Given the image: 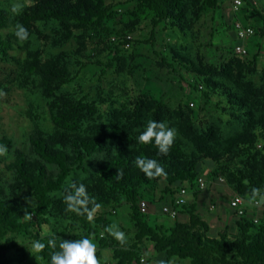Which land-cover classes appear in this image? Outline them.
I'll use <instances>...</instances> for the list:
<instances>
[{"label":"trees","instance_id":"1","mask_svg":"<svg viewBox=\"0 0 264 264\" xmlns=\"http://www.w3.org/2000/svg\"><path fill=\"white\" fill-rule=\"evenodd\" d=\"M226 1L127 0L123 6L135 7V23L119 22L117 28L115 22L109 26L104 24L116 13L115 6H106L105 0H30L16 15V23L23 24L28 30L29 37L25 42L38 36L52 50L68 44L74 28L84 33L95 31L96 36H88L94 42L98 37H112L108 45H102L108 61L100 71L104 75L118 59L122 45L131 43L128 34L134 31L137 18L149 20L153 27L163 24L186 36L191 32L192 19L199 20L207 6L221 11V23L227 28ZM195 7L198 9L194 13ZM258 13L264 23V5ZM8 15L0 2V28L7 25ZM50 22L60 26L56 37H47L38 28L39 24ZM222 32L213 38L222 37ZM20 42L15 34L7 37L0 34V61H10V51ZM44 53L31 52L36 57ZM190 55L175 53L163 62L173 71H185L181 77L190 88V94L180 102L177 113L180 127L191 134L192 143L199 152L188 151L184 140L175 137L166 156L158 154L154 139L148 144L138 142L148 121L153 117L163 120L169 112L163 104L153 103L144 95L131 96L121 108L110 107L105 122L95 123L97 107L87 101L88 95L78 99L61 92L76 79L69 70L70 59L85 67L95 60L94 56L80 50L76 53L63 51L53 62H25V75L20 73L17 83L28 88L38 85L46 99L54 132L42 129L38 124L40 116L31 113L29 117L37 127L28 134L24 148H20L13 137L0 134V146L6 147V154L12 158L7 169L13 174L9 185H0V264H7L6 257L11 251H20L17 237L43 243L45 247L37 255L48 264H51V253L59 250L64 239L82 238L90 239L100 252L112 248L115 264H141L144 240L152 243L154 251L165 253L169 259L190 264H264V205L262 208L248 206L245 215L241 216L227 202L235 232L229 225L222 232L213 234L199 213L201 198H205L208 187L226 180L233 194L247 201L251 188L264 192V68L258 85L244 74L247 67L260 58V44H255L252 59L245 63L234 56H218L213 45L207 46L209 65ZM4 89L0 84V90ZM190 100L194 101L191 102L193 106H190ZM195 104L197 111L193 108ZM207 112L237 124L236 136L226 145L218 138L222 135L220 125L210 123L200 130L196 127L197 121ZM137 156L157 160L166 174L148 179L134 164ZM204 166L217 167L226 180L214 171L206 176L202 172ZM75 174L82 178L73 179ZM202 176L208 178L206 190H200L198 186ZM70 180L77 186H85L89 211L95 207L92 201L100 205L92 212L91 219L87 213L66 211L64 196L71 191L73 182ZM182 188L189 191L190 197L186 204L177 207V211L178 216L188 215V222L177 221L166 229L162 225L153 226L148 217L150 214L141 213L140 201L148 202L151 198L157 202V189L163 193L159 201L168 197L170 202L166 205H171ZM122 200L129 204L135 225L133 244L121 245L108 239L110 233L106 229L111 224L107 219L111 216L108 211L116 212ZM25 212L29 213V218H25ZM53 220L65 225L56 237H45L44 228ZM102 232L105 237H101ZM49 239L56 241L55 249L48 246ZM100 252L96 254L97 258L101 257Z\"/></svg>","mask_w":264,"mask_h":264},{"label":"rangeland","instance_id":"2","mask_svg":"<svg viewBox=\"0 0 264 264\" xmlns=\"http://www.w3.org/2000/svg\"><path fill=\"white\" fill-rule=\"evenodd\" d=\"M105 1L106 6H115L116 11L105 21V25L109 26L115 22V26L118 28L119 22L127 25L132 22L135 23V17H133L134 14L137 15L135 7L129 4L123 6L127 0ZM0 2L9 14V21L5 27L0 28V34L4 37L14 35L17 14L13 13L12 6L15 3H21L25 6L30 3V0H0ZM263 5L264 0H246L240 10L235 11L234 0H227L224 6V16L229 24L227 28H224L221 23V11L207 6L199 20L192 19L191 32L186 36L167 29L163 24L153 27L149 20L137 18L134 31L128 34L131 43L122 45L118 59L112 63V67H109L104 75H101L100 71L103 66L108 64V61L107 52L105 49L102 51V45H108L110 38L112 41V37L109 39L98 37L94 42L88 36H96L95 31L90 30L84 33L80 29L74 28L73 38L70 42L63 48L52 50L38 36H32L29 41L20 42L15 49L10 51V61H0V84L5 87L4 90H0V134L13 137L17 145L24 148L23 145L27 142L28 134L32 133L37 127L29 117L31 113L40 116L41 119L38 124L42 129L51 133L54 132L46 99L41 94L38 85H29L30 88L23 87L17 83V80L20 73L25 75L24 66L26 61L32 63L36 61L53 62L58 59L63 51L76 53L80 50L86 55L94 56L95 60L89 61L85 67H82L79 61L70 59L69 70L76 76V79L73 83L64 86L61 92L74 95L78 99L88 95L87 101L97 107L95 123L105 122L110 107L121 108L130 100L131 96L144 95L151 98L153 103H161L169 110L163 120L154 119V117L151 120L162 121L169 127L174 128L176 130L175 137L184 140L188 151L199 152L192 143L191 134L180 127L179 114L177 113L180 102L190 94V88L181 77L185 74V71L184 69L173 71L163 60L175 53L192 54L190 56H197L209 65L207 46L213 45L218 56H234L245 63L252 59L255 44L259 43L260 58L249 65L244 72L248 79L258 85L261 70L264 68V23L258 13ZM197 9V7L194 8V13ZM236 21L246 22L255 29V36L245 41L246 55H239L235 52V47L239 43L234 29ZM38 28L47 37H56V32L60 29V26L57 22H50L41 23ZM218 32H222V37L213 38ZM31 52L46 53L36 57ZM191 102L194 101L190 100L189 104ZM193 108L197 111L196 104ZM202 117L197 121L196 127L200 130V128L206 127L210 123L220 125L222 135H218V138L221 144L226 145L231 137L236 136L237 124H230L226 119L220 118L217 114L211 112L205 113ZM94 122L91 124H94ZM261 144L258 146H262ZM11 160L12 158H9L6 153L2 155L0 185H9L12 182L13 174L7 169ZM211 171L226 180L217 167L210 169V167L204 166L202 172L206 176H210ZM81 178L80 174L73 176L75 180ZM72 180L69 182L72 183ZM211 187H208L204 193L205 198H201L202 204L199 206V213L202 214L213 234L222 232L229 225L231 230L235 232L233 217L231 216L232 211L227 208V202L234 196L228 180ZM162 194V190L157 189V202H153L151 198L147 199L150 203V215L148 217L151 219L152 225H162L164 228L169 229L177 221L184 220V222H188V215L172 219L162 213L161 208L170 202L168 197L163 202L159 201V198L163 196ZM108 212L111 214V216H107V219L111 222L110 226L116 225L118 230L125 234L126 243L123 245L133 244L136 229L131 220L129 204L122 200L121 207L116 212L112 209H109ZM64 225V223L53 220L51 225L44 228V236L48 238L56 237ZM102 236L105 237L106 235L102 232ZM108 239L111 242L120 243L111 233ZM35 242L37 241L17 237L16 243L20 251H11L6 257L7 264H48L38 258L39 251H31ZM112 246L114 245L112 244ZM141 247L143 248L141 256L146 259L143 264H155V261L161 259L174 260V264H190L188 261L180 259H169L165 253L154 251L152 243L147 240L143 241ZM99 252L100 250L96 246V254ZM100 253L101 257L97 258L100 264H115L112 248H105Z\"/></svg>","mask_w":264,"mask_h":264},{"label":"clouds","instance_id":"3","mask_svg":"<svg viewBox=\"0 0 264 264\" xmlns=\"http://www.w3.org/2000/svg\"><path fill=\"white\" fill-rule=\"evenodd\" d=\"M23 10L21 3H15L12 6L14 14H20ZM14 34L19 41H25L29 37L27 28L20 23L14 25ZM176 130L169 127L164 122L150 120L147 122L146 130L143 131L139 137L138 142L141 144H148L153 139L155 146L158 149L159 155L166 156L174 142ZM7 148L0 146V155H5ZM134 164L145 174L148 179H153L161 175H165V170L162 165L155 159H150L144 156H137ZM117 175H120L118 172ZM71 191L64 196V203L67 205L66 211L76 212L77 214L87 213L88 218H92V212L99 208V204L92 203L95 207L92 211L86 207L89 202L86 196V188L83 184L77 186L76 183L70 185ZM248 195V202L255 203L257 206L264 205V192L261 189L253 187ZM83 197V198H82ZM83 206V212L81 211ZM25 218H29V213L25 212ZM111 233L121 245L126 243L125 234L118 230L116 225L110 226L106 229ZM48 246L55 249L56 241L54 239L48 240ZM45 245L39 241L33 243L31 251H41ZM51 264H100L96 256V245L88 238L76 239L74 241L64 239L59 244V250L51 253ZM143 264V261L141 262ZM155 264H174V260H157Z\"/></svg>","mask_w":264,"mask_h":264},{"label":"built area","instance_id":"4","mask_svg":"<svg viewBox=\"0 0 264 264\" xmlns=\"http://www.w3.org/2000/svg\"><path fill=\"white\" fill-rule=\"evenodd\" d=\"M243 5V0H234V9L235 11H239L241 6ZM236 36L239 43L235 47V52L239 55H246L247 49L245 48V41L253 38L255 36V29L252 26L244 25L240 21H236L234 25ZM193 106V104H190ZM198 186L200 190H206L208 187V179L205 176H202L198 179ZM190 197V193L186 188H182L180 192L174 199V203L171 205H165L162 207L163 214L167 215L172 219H176L178 217L177 207L184 205L188 202ZM231 208L238 214V215H245L246 209L248 206H252L253 208H262L263 206H257L255 203H249L245 198L240 195H234L229 200ZM140 211L143 214H150V203L146 200H141L140 203ZM258 219L255 218V222ZM145 262V257H141V262Z\"/></svg>","mask_w":264,"mask_h":264}]
</instances>
